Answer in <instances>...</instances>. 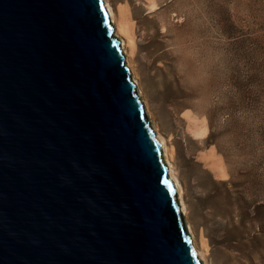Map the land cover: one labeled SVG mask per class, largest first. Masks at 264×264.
Wrapping results in <instances>:
<instances>
[{"label": "water", "instance_id": "95a60500", "mask_svg": "<svg viewBox=\"0 0 264 264\" xmlns=\"http://www.w3.org/2000/svg\"><path fill=\"white\" fill-rule=\"evenodd\" d=\"M105 0H0V264H203Z\"/></svg>", "mask_w": 264, "mask_h": 264}, {"label": "rangeland", "instance_id": "374dc122", "mask_svg": "<svg viewBox=\"0 0 264 264\" xmlns=\"http://www.w3.org/2000/svg\"><path fill=\"white\" fill-rule=\"evenodd\" d=\"M110 2L208 264H264V0Z\"/></svg>", "mask_w": 264, "mask_h": 264}, {"label": "bare ground", "instance_id": "6f19581e", "mask_svg": "<svg viewBox=\"0 0 264 264\" xmlns=\"http://www.w3.org/2000/svg\"><path fill=\"white\" fill-rule=\"evenodd\" d=\"M106 2V5H107V9L110 13V16H111V19L113 21V24L115 26V32H116V35L119 37V39L121 40L122 44H123V48H124V53H125V57H126V63L128 65V67L130 68V72H131V75L133 77V80L135 81V83L137 84L138 86V94L139 96L141 97L144 105H145V109H146V115L147 117L149 118V120L151 121L152 123V126L155 130V134L159 137V139L161 140L162 142V145L164 147V157H165V160L166 162L169 164V167H170V171H171V177L172 179L174 180L177 188H178V191H179V198H180V201H181V204H182V207L184 209V213H185V217H184V222H185V225L187 227V230L189 232V235L192 237V241H193V245L195 247V249L197 250L200 258H201V261L203 262V264H208L207 262V250L203 247L200 248L198 243H197V240H196V234L190 224V222L188 221L187 217H188V209H187V206L184 202V190H183V187L177 177V172L175 170V166L173 164V160H172V152L170 151V148L168 147V143L167 141L165 140L164 136H162L161 132L159 131L158 127L155 126L153 123V121L151 120V111H150V108H149V105L148 103L146 102V99L144 97V94H143V89L141 87V83L138 79V76L136 74V69L134 68V65L132 63V57L133 55L135 54V49L137 48L136 46V42H135V39H134V36H133V32L131 30V26L124 20H120L117 16V14L115 13L114 9H113V5L111 4L110 0H105ZM154 5V4H153ZM153 13H157V10H159V7L158 5H155L153 7ZM150 28V27H149ZM157 28V27H156ZM151 29V28H150Z\"/></svg>", "mask_w": 264, "mask_h": 264}]
</instances>
